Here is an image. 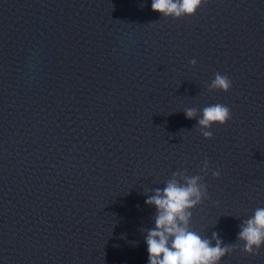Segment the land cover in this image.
I'll return each mask as SVG.
<instances>
[{
	"label": "water",
	"instance_id": "obj_1",
	"mask_svg": "<svg viewBox=\"0 0 264 264\" xmlns=\"http://www.w3.org/2000/svg\"><path fill=\"white\" fill-rule=\"evenodd\" d=\"M215 103L231 117L205 138ZM191 177L189 227L230 246L219 264H264L238 238L264 207V0L179 18L151 0H0V264H147V197Z\"/></svg>",
	"mask_w": 264,
	"mask_h": 264
},
{
	"label": "clouds",
	"instance_id": "obj_2",
	"mask_svg": "<svg viewBox=\"0 0 264 264\" xmlns=\"http://www.w3.org/2000/svg\"><path fill=\"white\" fill-rule=\"evenodd\" d=\"M201 3L202 0H151V9L164 16L179 18L181 15L195 14ZM231 86L229 77L220 72L214 74L209 84L210 89L224 92ZM185 115L192 118L195 110L187 109ZM230 117L231 111L226 104L215 103L204 107L198 119L203 136H212L210 131L203 129L210 128L213 124L223 125ZM198 179L186 178V183L183 184L171 179L162 189H155L154 194L147 197L145 202L156 208L155 226L148 230L145 237L147 264H219L221 257L230 251V246H221L219 238L212 245L209 239L203 238L189 227L191 212L188 209L205 194ZM213 237H216V233H213ZM238 238L244 242L243 251L246 253L254 254L264 245V207L256 208L243 222Z\"/></svg>",
	"mask_w": 264,
	"mask_h": 264
},
{
	"label": "snow or ice",
	"instance_id": "obj_3",
	"mask_svg": "<svg viewBox=\"0 0 264 264\" xmlns=\"http://www.w3.org/2000/svg\"><path fill=\"white\" fill-rule=\"evenodd\" d=\"M207 2H208V0H203V3H207ZM198 9H199V8H198ZM198 9H197V10H198ZM193 15H194V14H193Z\"/></svg>",
	"mask_w": 264,
	"mask_h": 264
}]
</instances>
